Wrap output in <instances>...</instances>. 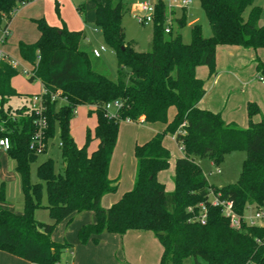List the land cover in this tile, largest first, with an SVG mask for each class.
I'll use <instances>...</instances> for the list:
<instances>
[{
  "label": "trees",
  "instance_id": "1",
  "mask_svg": "<svg viewBox=\"0 0 264 264\" xmlns=\"http://www.w3.org/2000/svg\"><path fill=\"white\" fill-rule=\"evenodd\" d=\"M209 22L212 35L204 38L198 26H192L191 42L186 44L173 28L165 33L166 4L155 5L151 50L139 52L126 39L122 25V0H106L95 7V26L104 43L114 51L119 78L114 81L97 73L92 66L93 53L82 48L85 35L49 25L45 19L34 20L40 36L31 45L20 44L22 59L32 66L31 82L40 81L47 128L42 132L44 148L37 153L30 148L38 132V116L27 105L17 110L5 105L20 97L11 86L19 72L5 61L0 62V122L10 148L6 152L16 163L24 193L23 214L0 207V251L32 264H60L62 255L73 251V245L52 239L57 227L69 225L76 215L93 212L95 222L78 230V239L86 244L102 233L124 235L128 231H151L163 247L160 264H264V226L245 220L248 209L264 210V120L254 121L260 111L248 103V128L226 124L220 113L199 108L206 94L203 80L196 69L206 66L216 74V48L239 46L254 50L264 48V22L261 9L243 14L253 0H198ZM25 0H0V27L8 28L19 4ZM58 12V6L56 8ZM174 21V20H173ZM179 28L183 18L175 19ZM98 59V58H96ZM257 71L264 82V63L257 60ZM59 93V99L51 96ZM118 103L110 114L107 106ZM80 106L91 107L97 120L86 142L78 147L70 132V124ZM177 111L167 125L166 134L174 136L183 156L176 160L174 191L167 193L158 174L170 163V153L157 135L143 145H136L137 161L134 187L109 208L102 199L118 190V180L109 178V169L117 143L121 122L165 123L168 111ZM185 124V126H184ZM58 133L62 173L57 174L52 159L38 166L43 184H32L30 166L48 149ZM98 141L94 151L90 144ZM242 151L243 162L239 180L216 188L208 182L200 161L219 165L229 153ZM45 189L47 204L41 203ZM231 203L232 213H225L222 204L213 205L211 198ZM3 184L0 203L4 202ZM206 209L201 223L202 207ZM44 208L52 221L40 223L35 211ZM93 241H97L93 239Z\"/></svg>",
  "mask_w": 264,
  "mask_h": 264
},
{
  "label": "rangeland",
  "instance_id": "2",
  "mask_svg": "<svg viewBox=\"0 0 264 264\" xmlns=\"http://www.w3.org/2000/svg\"><path fill=\"white\" fill-rule=\"evenodd\" d=\"M75 5H83L85 7V14L83 16V31L85 35L84 39V48L90 53L93 50H100L101 47H105L106 51L101 54V58H93L92 57V66L93 69L104 75L111 80L116 81L119 78V68L116 59V55L112 49H110L103 40L102 33L96 28L94 21L93 9L96 7L97 3L104 4L105 0H72ZM182 0H177L176 8L174 9V14L170 16L169 10L166 4V16L167 18L170 16L173 21V32L174 34L178 33L182 41L186 44L191 42L192 37V26H198L201 29L202 35L204 38H210L212 35L211 28L207 17L204 13V10L201 7V4L198 0H190L189 5L186 8L179 7V3ZM157 0H122L123 3V19L122 25L125 31L126 39L134 44V47L139 52H149L151 50V41L154 26L153 24L144 25L140 22V20L135 17L134 10L144 3H149L152 5H156ZM164 2V1H163ZM259 8L261 9V22H264V0H253L252 4L246 8L244 11L243 17L247 20L253 9ZM55 15L58 18L59 16ZM183 18L185 21V25L182 28H179L175 19ZM28 22V21H27ZM11 28H9L11 35L18 36L17 39L21 38V41H35L37 40L38 30L34 23H29V25H25L18 20H14L12 22ZM31 24V25H30ZM30 27V28H28ZM58 27V26H54ZM61 27L58 28H62ZM2 28L0 27V37L2 34ZM24 28L27 31L24 32ZM23 34L25 37H23ZM9 50L12 51L16 56H18V40L11 39V36L8 40ZM229 47L228 45H220L216 48V73H219L217 62L218 59L221 58L224 50ZM254 52V51H253ZM260 53L259 59L264 62V48L258 50ZM19 74L14 79V85L16 89L22 91L24 95L34 90L37 86L35 82L31 83L28 81V78L21 73V69L19 68ZM201 75V80H203L206 90L211 87V82L214 80V76L210 75V70L206 66L198 67V71L196 74ZM218 92L221 93L224 98L222 99L223 106L218 110L217 113H220L223 121L226 124H235L240 129L248 128V114H247V106L244 110L234 111L229 110V96L228 90L224 94L223 87L217 89ZM241 89L239 88L235 92H233L232 97L234 95L240 93ZM220 95V94H219ZM219 95H217L219 97ZM217 96L215 98H217ZM214 98V99H215ZM232 100V99H231ZM254 103V102H253ZM260 113L254 117V121L264 118V101L262 104L255 103ZM23 105H27L24 97H15L12 98L8 104L5 105V110L9 107L14 111L22 107ZM247 105V104H246ZM227 106V107H226ZM88 107L80 106L76 109V114L70 124V132L74 141L78 147H82L86 142V134L87 131L90 130L93 135L94 128L96 126L97 120L94 114L91 113L92 116H89ZM114 108L109 110L110 114L114 113ZM177 111L174 107H171L168 111V121L165 123H151V124H137L130 122H121L118 131L117 143L113 154V159L110 167V178L112 180H118L120 182L119 188L116 193L110 194L108 198L115 199L117 202L122 193H126L131 191L134 187L135 183V175H136V167L137 161L135 157V147L136 145H143L148 141L152 140L157 135L163 136V146L170 153V163L169 167L159 172L158 180L165 186L166 192L171 193L174 191L173 184V176L175 171V162L177 159L181 157V151L178 145L174 142L171 134H166L165 131L167 129V125L172 123L176 117ZM95 140L90 144V148L93 145ZM60 142L58 139V133L56 137L51 140L48 144V149L45 153L37 156V159L30 166V181L32 184H38L43 182L38 177V166L48 159H52L54 162L55 171L57 174L62 173V158L60 152ZM246 158L245 152L236 151L229 153L225 156L224 160L219 165H211L208 161H200V165L206 175L208 182L210 185L216 188H222L231 184L236 183L239 180L243 162ZM220 171V172H218ZM4 186L5 200L0 203V207L4 210L10 211L15 215L23 214V202H24V193L22 189L21 179L16 172V163L12 160L8 153L0 148V185ZM108 196V195H107ZM114 201V202H115ZM115 202V203H116ZM41 203L43 206L47 204V195L45 189H43V194L41 197ZM253 209L249 211V213L254 215ZM255 210V209H254ZM94 216L93 212H86L81 214L79 217ZM35 219L40 223L50 224L52 223L48 211L44 208H39L35 211ZM76 220H73L68 226V230L73 228L76 223ZM95 222V220H94ZM93 222V223H94ZM64 228V227H63ZM55 233V232H54ZM58 234V233H56ZM55 234V235H56ZM59 240L55 242H64L66 239L62 238V236H58ZM68 242V241H67ZM187 264H192L191 260L187 261Z\"/></svg>",
  "mask_w": 264,
  "mask_h": 264
},
{
  "label": "crops",
  "instance_id": "3",
  "mask_svg": "<svg viewBox=\"0 0 264 264\" xmlns=\"http://www.w3.org/2000/svg\"><path fill=\"white\" fill-rule=\"evenodd\" d=\"M57 6L58 12L56 10ZM84 9L85 7L83 5L79 4L77 6L72 0H25L24 3L18 5L13 17L8 23V29L11 28L13 24L12 22L15 19L22 23H25V25L27 26L29 25L28 22L33 23L34 20L45 19V21L51 26L61 27L62 25H65L70 31H81L84 33V31L82 30V19L85 14ZM55 11L59 16L58 18L55 15ZM93 11L95 21V7ZM173 14L174 10L172 11V15ZM25 31H27V29L24 28V34ZM24 34L23 37H25ZM10 36L11 39L18 40V56H16L14 53H12L11 50H9L8 40ZM39 36L40 34L38 32V35L36 37L37 40L39 39ZM17 38L18 36H12L9 30V37L2 46L1 50L7 57V60H16L22 66L31 69L32 66L22 59L19 45L21 43L31 45L36 43L37 40L35 41L34 39V41L27 42L21 41L23 40L21 38ZM82 48L85 49L84 42L82 43ZM258 50H254L251 48H242L239 46L227 47L224 50L221 58L218 59L219 61L217 62L219 73L213 75L214 80L213 82H211V87L208 89V92L205 87L206 94L200 101L198 105L199 108L217 113L218 110L223 106L222 99L224 98V96H222L221 93L217 91V89L221 88V86L223 87L224 94L228 90V95L230 96L227 106L229 105L228 108L232 112H242L248 105V103L254 102L257 104H262V102L264 101V82L261 81L259 73L257 71V60H260V53L258 52ZM196 71H198V68L196 69ZM196 75L198 78H201L202 76V74L198 75V73ZM15 78L12 79L11 86L20 97H30L33 95L44 93L45 88L43 84L40 81H33L37 86L34 88V90L25 91L30 93L24 95L23 93H21L24 90L19 91L18 89H16L14 85ZM28 81L31 82L29 78ZM239 88L241 89L240 93H238V95L235 94L234 98H231L233 92H235ZM217 95H219V97ZM216 96L217 98H215ZM88 108H90L88 115L92 116L90 113L92 108ZM262 120H264V118L259 119L256 122H260ZM172 137L174 142L176 143L174 136ZM97 143L98 141H95L93 143L89 152H92L96 149ZM179 149L181 151L182 157V149L180 147ZM211 165L213 164L211 163ZM119 185L120 182L118 179V188ZM123 194L124 193H122V195ZM109 196L110 194L102 199V206L104 208H109L116 202L115 199L108 198ZM250 210H252V208L248 209L245 215V220L247 221L253 219L257 213V211L253 209V215L249 213ZM261 212L264 214V210H262ZM80 215L81 214L76 215L73 218V220L77 219L73 228L68 230L67 223H62L57 227L55 233L52 236V239L54 241H61V239L59 240L58 236H62V238L66 239L68 243L72 244L74 247L72 252L66 251L62 255L60 264H160L163 255V247L151 231L132 230L128 231L122 236L111 233H102L99 236L92 237L86 244H81L78 239V230L84 225L92 224L95 219L93 214L79 217ZM255 224L264 226V221L256 220ZM93 239L97 241H93ZM0 264L32 263H29L14 255L0 251Z\"/></svg>",
  "mask_w": 264,
  "mask_h": 264
},
{
  "label": "built area",
  "instance_id": "4",
  "mask_svg": "<svg viewBox=\"0 0 264 264\" xmlns=\"http://www.w3.org/2000/svg\"><path fill=\"white\" fill-rule=\"evenodd\" d=\"M162 1L167 3L169 14L171 16L172 11L176 8L175 4H176L177 0H162ZM189 3H190V0H182L179 3V7L186 8L189 5ZM154 13H155V5H152L149 3H144L134 10L135 17H137L140 20V22L146 26L149 24H153ZM170 16L167 18L166 28H165V33H167V34H169L173 28V19ZM8 37H9V29L3 28L2 29V37L0 38V62L1 61L7 62L8 64H10V66L12 68H14L16 70H19V68H20L21 73L24 74L27 78H30L33 75V68H31V69L26 68V67L22 66L16 60H7V57L3 54L1 48L4 45V43L6 42ZM105 51H106V48L101 47L100 50H93L92 53L96 58H100L101 54ZM261 81H262V79H261ZM45 93H46V90H44V93H42V94L33 95V97L30 99V108L38 116V120L36 123H37V126L39 128L37 134L33 137V140L30 144V148L37 153H41L43 148H44V144L42 143V140H41V135H42V132L47 128V121H46V118L44 117V112L46 110V107H45V100L43 98V95ZM57 99H59V93L58 92L51 96L52 101H55ZM111 108H114V110L116 111L118 108H120V104H118V103L109 104L107 106L108 111ZM184 126H185V124H184ZM4 132H5V126L3 125V123L0 122V134H2ZM0 148L3 149L4 151L9 150L10 142H9V139L7 137L0 138ZM218 172H220V171H218ZM210 201L213 205H219V204L224 205L225 206V213L228 216L232 217V221H233V224L235 226L238 225V219L232 213V210H231V203L220 202L217 198H214V197H212ZM201 207H202V213L203 214L200 218V221L202 224H204V222H205L204 220L206 218V209L204 206H201ZM256 220L264 221V214L262 212H257L253 219H250L249 221L246 220V221L251 225H256L255 224Z\"/></svg>",
  "mask_w": 264,
  "mask_h": 264
}]
</instances>
